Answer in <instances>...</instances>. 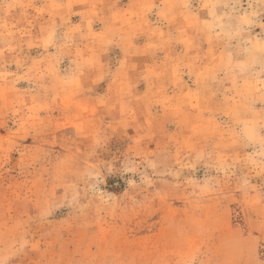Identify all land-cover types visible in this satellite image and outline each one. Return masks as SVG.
Listing matches in <instances>:
<instances>
[{
  "label": "rangeland",
  "instance_id": "rangeland-1",
  "mask_svg": "<svg viewBox=\"0 0 264 264\" xmlns=\"http://www.w3.org/2000/svg\"><path fill=\"white\" fill-rule=\"evenodd\" d=\"M0 264H264V0H0Z\"/></svg>",
  "mask_w": 264,
  "mask_h": 264
}]
</instances>
